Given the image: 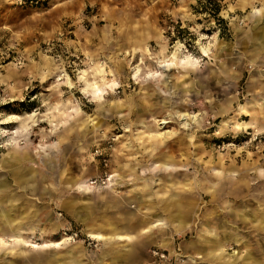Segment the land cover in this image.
I'll use <instances>...</instances> for the list:
<instances>
[{
  "label": "rangeland",
  "instance_id": "obj_1",
  "mask_svg": "<svg viewBox=\"0 0 264 264\" xmlns=\"http://www.w3.org/2000/svg\"><path fill=\"white\" fill-rule=\"evenodd\" d=\"M250 12L0 0V264H264V21ZM162 47L177 63H157Z\"/></svg>",
  "mask_w": 264,
  "mask_h": 264
},
{
  "label": "bare ground",
  "instance_id": "obj_2",
  "mask_svg": "<svg viewBox=\"0 0 264 264\" xmlns=\"http://www.w3.org/2000/svg\"><path fill=\"white\" fill-rule=\"evenodd\" d=\"M238 2H239V5L242 7L243 10H245L246 8L251 9V12L247 15V20H249L253 23H258L259 21H264V1H263L261 8L257 7L254 4V0H238ZM259 46H263L262 41H261V43L259 42ZM208 52H209L208 49L202 47V53L204 55H208ZM177 57L178 56L176 53L169 55L167 48L162 47L159 51L157 63H162L167 67H169V66L171 67L172 64L168 65L167 63H177ZM179 63L193 64V63H196V61H193L191 58L186 57L184 59H181L179 61ZM154 74H157V72H154ZM88 88H90V86H88ZM92 92L94 93V95H97V94L101 93L102 90L99 87H96V88H92ZM241 110L243 111V114L247 113L246 107L242 106ZM86 184H87L86 181L81 182L79 184V189L82 192H85L86 194H88V193H90V190ZM161 226L164 227L165 223L163 221H157V222H155V224L148 226V228L144 230V233H149L151 229L158 228ZM88 233H89L88 236L90 238H92L94 240H100V241H108V240L129 241L131 239V235H128V234H114L113 236H104L103 234H97L91 226L88 227ZM18 236L20 237V234H18ZM53 243L56 247L60 246L62 244L61 242H53ZM48 246H50V245H45L44 249L48 248ZM67 254L70 256L75 255L73 250L68 251Z\"/></svg>",
  "mask_w": 264,
  "mask_h": 264
},
{
  "label": "built area",
  "instance_id": "obj_3",
  "mask_svg": "<svg viewBox=\"0 0 264 264\" xmlns=\"http://www.w3.org/2000/svg\"><path fill=\"white\" fill-rule=\"evenodd\" d=\"M158 255V254H157Z\"/></svg>",
  "mask_w": 264,
  "mask_h": 264
}]
</instances>
